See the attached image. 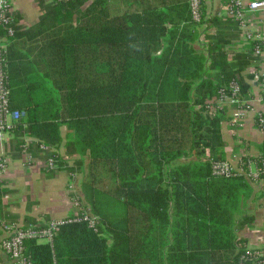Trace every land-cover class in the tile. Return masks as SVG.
<instances>
[{
    "label": "trees",
    "instance_id": "trees-1",
    "mask_svg": "<svg viewBox=\"0 0 264 264\" xmlns=\"http://www.w3.org/2000/svg\"><path fill=\"white\" fill-rule=\"evenodd\" d=\"M40 10L32 29L13 23L12 38L0 27L9 108L25 114L12 151L38 150L56 168L51 150L65 127L68 152L87 158L68 172L81 175L97 219L64 223L51 242L26 240L24 255L32 264H238L230 249L246 246L235 231L249 222L237 221L249 186L212 174L224 160L218 102L233 83L248 92L243 73L263 44L230 60L224 33L212 32L219 18L193 21L189 0H50ZM248 162L261 172L264 144Z\"/></svg>",
    "mask_w": 264,
    "mask_h": 264
},
{
    "label": "crops",
    "instance_id": "crops-1",
    "mask_svg": "<svg viewBox=\"0 0 264 264\" xmlns=\"http://www.w3.org/2000/svg\"><path fill=\"white\" fill-rule=\"evenodd\" d=\"M8 1L15 26L21 28L23 32L38 24L42 14L40 3L50 2V0ZM224 4L225 0H203L202 19L207 22L214 17L219 18L212 32L224 33V37L229 41L225 49L230 60L236 53H246L253 41H260L263 44V49H260L258 54L253 53L254 61L243 73L244 82L249 87L248 92L241 96L239 88L236 103L218 102L223 116L220 126L224 142V160L239 171V176H242L249 186L248 196L242 199L239 205L242 215L237 216V221L245 216L249 222L237 229L235 235L244 239L246 246H256L260 240H264V180L250 181L247 175L242 173L240 166L242 158L260 155L264 144V130L256 124V118L264 115V10L246 13L240 23L233 19L227 21ZM204 28L203 24L198 38L201 45L208 42ZM248 35L251 38H248ZM12 40L14 42L16 38ZM245 74H250L252 78ZM60 132L62 142L51 152L56 153L61 162L59 166L51 169L45 167L43 152L38 150L31 152L32 162H27L21 153L12 151L13 145L10 143L12 136L0 142V157H5L8 161L7 168L0 177V240L4 237V224L44 225L49 221L63 220L77 213L76 197L69 190L72 180L77 185L76 196L79 202L88 207L80 184L81 175L68 172L70 169L80 167L81 161L85 164L87 158H80L73 152H68L66 144L71 141V134L65 127H61ZM123 227L138 238L152 243L140 232L124 225ZM238 249L231 248L230 252L236 254ZM0 264H12L1 250Z\"/></svg>",
    "mask_w": 264,
    "mask_h": 264
},
{
    "label": "built area",
    "instance_id": "built-area-1",
    "mask_svg": "<svg viewBox=\"0 0 264 264\" xmlns=\"http://www.w3.org/2000/svg\"><path fill=\"white\" fill-rule=\"evenodd\" d=\"M189 7L193 21L199 23L202 18L201 0H189ZM263 10L264 0H225L224 4V14L240 23H242L246 13H255ZM13 23V12L9 1L0 0V27L4 28L5 37L12 38L14 36ZM248 38H251V36L248 35ZM7 46V39H0V142L6 140L15 128V124L24 118L23 113L12 111L9 108L8 76L5 70ZM259 51L258 47H255V53L258 54ZM238 93L239 86L233 83L229 94L224 95L220 101L236 103L238 101ZM257 123L258 126L264 129V115L258 117ZM28 142L26 139V143ZM22 150L26 161L32 162L27 149L23 148ZM40 150H46V147L41 145ZM7 165V159L0 157V177L5 172ZM46 165L49 169L55 168V163L51 158L47 160ZM211 168L213 176L216 177H231L234 174H239V171L235 170L226 160L212 162ZM240 168H242V173H245L252 182L259 180L260 174H264V162L261 172L251 162L246 164V168H243L241 164ZM76 189L77 185L72 180L69 184V190L75 196L77 195ZM75 207L77 208V213L71 217L64 220L49 221L44 225L21 226L15 223L4 224V237L0 240V250L12 264H32L30 259L24 255V243L26 240L37 239L38 241L51 242L58 227L64 223L84 221L89 226H94L97 217H94L91 212L89 213L87 207L81 205L77 196ZM236 256L238 264H264V240H260L256 246H245L238 249Z\"/></svg>",
    "mask_w": 264,
    "mask_h": 264
},
{
    "label": "rangeland",
    "instance_id": "rangeland-1",
    "mask_svg": "<svg viewBox=\"0 0 264 264\" xmlns=\"http://www.w3.org/2000/svg\"><path fill=\"white\" fill-rule=\"evenodd\" d=\"M11 137V135H9V138ZM22 152H23V150L21 151V154H22ZM30 155V154H29ZM22 156H23V154H22ZM31 156V155H30ZM23 158H24V160H26V158L23 156ZM46 162H47V160H45V167L46 168H48L47 167V165H46ZM77 193H78V191H77ZM73 194V193H72ZM73 196H75L74 194H73ZM76 197V196H75ZM88 209V212L90 213V210H89V208H87ZM68 218V217H67ZM66 219V218H65ZM64 220V219H63ZM8 224H12V223H8ZM18 225H20V224H18ZM22 226V225H21Z\"/></svg>",
    "mask_w": 264,
    "mask_h": 264
}]
</instances>
